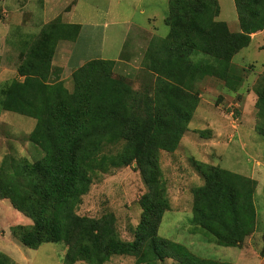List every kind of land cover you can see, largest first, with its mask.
I'll use <instances>...</instances> for the list:
<instances>
[{
  "label": "trees",
  "instance_id": "obj_1",
  "mask_svg": "<svg viewBox=\"0 0 264 264\" xmlns=\"http://www.w3.org/2000/svg\"><path fill=\"white\" fill-rule=\"evenodd\" d=\"M235 5L237 33L217 20V0H169L165 23L170 32L150 41L140 68L145 83L138 90L130 78L115 76L116 61L104 59L74 70L72 91L65 86L53 59L60 42L78 39L81 25L57 17L36 37L21 39L19 79L0 89V110L36 120L28 140L43 157L30 162L6 156L0 166V200H9L33 222L13 227L15 238L34 250L43 244L66 246L64 264H107L113 257H133L134 264L167 259L233 264L197 256L159 230L172 210L161 152L173 154L179 148L200 104L199 84L216 78L231 90L241 86L233 60L251 44L253 34L264 30V0H235ZM256 93L257 132L264 140V79ZM200 134L211 136L210 131ZM191 163L202 179L192 189L194 231L219 246L241 247L257 233L258 181L211 163ZM131 165L146 192L139 200L134 239L125 241L114 213L92 218L77 211L97 175ZM0 264L14 262L0 252Z\"/></svg>",
  "mask_w": 264,
  "mask_h": 264
},
{
  "label": "rangeland",
  "instance_id": "obj_2",
  "mask_svg": "<svg viewBox=\"0 0 264 264\" xmlns=\"http://www.w3.org/2000/svg\"><path fill=\"white\" fill-rule=\"evenodd\" d=\"M217 1L220 7L217 20L226 22L231 32H239L235 0ZM44 6L45 0H0V89L19 79L21 39L36 37L59 14L45 11ZM76 9L83 24L80 35L75 42H60L53 59V66L62 69L60 79L65 86L73 90L72 73L87 62L114 58L129 29L128 45L121 56L124 60L116 67L115 76L130 78L134 89H140L145 83L140 72L143 56L154 37L135 30L131 23L141 24L149 31H155V37L165 38L170 32L165 23L169 0H79ZM63 14L59 15L62 21L66 15ZM251 37L253 42L233 60L236 74L243 78L241 86L231 90L216 78H207L199 84L200 104L179 148L173 154L161 152V166L172 210L164 215L160 236L187 246L197 256L233 264H264L261 256L264 246V140L257 132L256 107V86L264 79V30ZM130 44H136L137 49L132 51ZM35 125L33 118L0 110V166L6 156L25 158L30 162L43 157L42 150L28 140ZM200 131H210L211 136L202 137ZM192 159L259 181L255 197L257 233L241 247L219 246L204 232L194 231L190 223L192 189L201 185L202 179L193 168ZM145 192L146 187L135 165L114 169L95 177L77 212L92 218L114 213L121 238L132 241L141 216L139 200ZM32 224L9 200H0V252L9 256L14 264H64L62 258L66 246L43 244L34 250L13 236V227ZM134 263L133 257H113L107 264ZM160 264L178 263L167 259Z\"/></svg>",
  "mask_w": 264,
  "mask_h": 264
},
{
  "label": "crops",
  "instance_id": "obj_3",
  "mask_svg": "<svg viewBox=\"0 0 264 264\" xmlns=\"http://www.w3.org/2000/svg\"><path fill=\"white\" fill-rule=\"evenodd\" d=\"M74 0H45V6L43 7V9L46 11H50L52 14L53 12H58L59 14L57 16H54L55 18L56 17H59L60 14H63V22L64 23H67V24H77V25H81V30H82V22H81V16H80V13L78 12V10L76 9L77 5H78V2L79 0H76L73 4V6L71 8H69V5L71 3H73ZM19 2H18V6H19ZM69 8V9H68ZM143 11H141L142 13ZM53 17V19H55ZM113 25L117 24L116 23H112ZM131 26L132 28H135V30H141V31H144L148 34H151L153 37L157 36L156 32L155 31H149L145 26L141 25V24H138V23H131ZM263 31L261 32H258L256 34H253L252 36H258L259 34H262ZM128 34H129V29L126 31V34L122 40V46L120 47L119 51L116 53V56L114 58H100V59H104V60H113V61H116V67L118 66V64L120 62H122L124 59L121 58L123 52H124V49H125V46L126 44L128 45ZM253 40V39H252ZM120 41V40H119ZM253 42V41H252ZM138 43V42H137ZM137 45H133V44H130V47L132 48V51H135L137 48H135ZM134 57V56H133ZM248 177V176H247ZM255 177V176H254ZM249 178H252V177H249ZM255 179V178H253ZM256 180V179H255ZM258 181V180H257ZM259 181H258V187H257V192H258V189H259Z\"/></svg>",
  "mask_w": 264,
  "mask_h": 264
}]
</instances>
